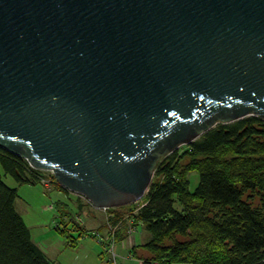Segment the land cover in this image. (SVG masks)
Here are the masks:
<instances>
[{"label":"water","instance_id":"water-1","mask_svg":"<svg viewBox=\"0 0 264 264\" xmlns=\"http://www.w3.org/2000/svg\"><path fill=\"white\" fill-rule=\"evenodd\" d=\"M264 120V0H0V148L94 208L163 156Z\"/></svg>","mask_w":264,"mask_h":264},{"label":"trees","instance_id":"trees-1","mask_svg":"<svg viewBox=\"0 0 264 264\" xmlns=\"http://www.w3.org/2000/svg\"><path fill=\"white\" fill-rule=\"evenodd\" d=\"M0 165L18 183L50 178L55 188L70 193L51 173L1 148ZM191 173L197 175L193 190ZM16 198L17 190L0 177V264H61L32 241ZM80 199L76 196L79 209ZM61 204L55 230L74 248L88 232ZM106 213L110 245L138 225L148 233L147 241L130 250L141 264H264V120L248 116L217 124L160 158L138 203ZM139 250L149 256L141 257Z\"/></svg>","mask_w":264,"mask_h":264},{"label":"rangeland","instance_id":"rangeland-1","mask_svg":"<svg viewBox=\"0 0 264 264\" xmlns=\"http://www.w3.org/2000/svg\"><path fill=\"white\" fill-rule=\"evenodd\" d=\"M182 147L184 145L179 148ZM0 177L7 186L17 190L15 209L28 227L32 241L48 260L61 264H140L138 257L129 254L131 245L127 238L113 242L115 255H111L108 236L103 234L105 231L102 227L103 215L95 208L93 210L85 208L80 212L75 193L66 194L52 184L18 183L4 173L1 165ZM189 179V188L193 190L197 184L196 173H191ZM58 203L64 204V210L70 212L72 218L78 224L82 223L80 226L88 232L78 238L77 246L74 248L69 247L65 238L55 230L56 224L60 222ZM80 203L89 202L80 199ZM126 207L124 210L128 209V206ZM71 234L74 237L78 235L76 232ZM134 235L136 244L145 242L149 238L148 233L141 226H137Z\"/></svg>","mask_w":264,"mask_h":264},{"label":"crops","instance_id":"crops-1","mask_svg":"<svg viewBox=\"0 0 264 264\" xmlns=\"http://www.w3.org/2000/svg\"><path fill=\"white\" fill-rule=\"evenodd\" d=\"M81 204V208L79 209V211L81 212V210L83 211L85 208H89V209H94V207L89 203H80ZM89 206V207H88ZM77 207H78V204H77ZM96 210H97V208H95ZM100 212H101V214L103 215V220H104V222H103V224H102V227H104V235L106 236V234H107V236H108V233H107V228H106V218H107V213H106V210H104V209H98ZM79 222H81V221H79ZM128 222H131V221H128ZM80 225H82V223L80 224ZM138 226H141V225H138ZM136 229H137V226L136 227H133V229H132V231L131 232H129L122 240H124V239H128V243H129V245H131V247L129 248L130 250H131V248L133 247V246H137V245H141V244H143L144 242H142V243H140V244H136L135 243V239H136V237H135V235H134V232L136 231ZM31 236V235H30ZM147 241V240H146ZM112 250H111V252L115 255V251H114V246H112V248H111ZM130 250H129V254H130ZM138 254L141 256V257H147V256H149L148 255V253L147 252H145V251H143V250H139L138 251ZM112 255V254H111ZM131 255V254H130ZM114 259H115V257H114ZM139 262H140V264H141V260L139 259Z\"/></svg>","mask_w":264,"mask_h":264},{"label":"built area","instance_id":"built-area-1","mask_svg":"<svg viewBox=\"0 0 264 264\" xmlns=\"http://www.w3.org/2000/svg\"><path fill=\"white\" fill-rule=\"evenodd\" d=\"M47 172H49V171H47ZM49 173H50V172H49ZM41 183L44 184V185H49V184H50V178H42V179H41ZM75 195L78 196V197H80L81 199L85 200V198H84L82 195H80V194H76V193H75ZM85 201H86V200H85ZM104 210H106V209H104ZM131 231H132V230H131ZM131 231H130V232H131ZM112 246H113V243H111L109 251L112 250V249H111ZM112 255H114V254L112 253Z\"/></svg>","mask_w":264,"mask_h":264}]
</instances>
